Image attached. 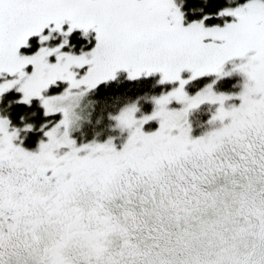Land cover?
<instances>
[{"label":"snow or ice","instance_id":"1","mask_svg":"<svg viewBox=\"0 0 264 264\" xmlns=\"http://www.w3.org/2000/svg\"><path fill=\"white\" fill-rule=\"evenodd\" d=\"M227 4L214 15L234 21L206 28L213 14L185 27L174 0H0V76L18 77L0 84V96L20 85L22 103L38 98L45 116L63 114L38 154L16 146L18 131L0 119V264H264V0ZM65 23L66 37L94 30V50L62 53L66 39L20 54L29 38L43 44L45 29ZM234 58L246 60L239 107L225 110L234 97L211 85L186 94L182 71L223 76ZM86 66L77 79L73 68ZM121 69L131 80L162 73L161 84L180 86L155 99L142 121L135 107L120 115L134 129L122 151L111 140L77 148L69 113L54 102ZM58 81L70 85L63 97L42 95ZM173 101L186 107L169 111ZM206 102L221 105L209 123L222 127L192 139L188 113ZM156 119L159 130L145 134Z\"/></svg>","mask_w":264,"mask_h":264},{"label":"trees","instance_id":"2","mask_svg":"<svg viewBox=\"0 0 264 264\" xmlns=\"http://www.w3.org/2000/svg\"><path fill=\"white\" fill-rule=\"evenodd\" d=\"M180 1L183 16L188 19L189 23L199 22L205 15L213 14V18L205 21L204 26L222 27L224 18H217L214 14L228 6L227 0ZM244 2L246 0H240V3ZM87 37L81 31L74 32L69 41L75 56L83 55L85 52L90 53L96 47L98 41ZM68 50L70 49H65L63 53ZM159 77H161L159 73H153L151 76L143 75L136 80H131L128 72L120 71L114 80L104 82L90 90L86 96L87 113L78 119L77 134L86 141L95 138L104 140L114 135L117 136L115 117L122 108L129 103L143 101L142 109L149 111L152 106L151 98L169 90L172 83L161 84ZM204 80V78H196L191 81L189 84L190 93L198 91L200 86L204 85ZM234 81V77H220L219 83L220 86L222 85V89L228 91L232 85H235ZM0 112L10 122V126L19 131L23 147H28L31 150L42 138L44 130L58 119V114L45 116V110L38 99H33L30 104L22 103L20 93L17 91H10L2 97ZM29 126H31L30 131L28 130Z\"/></svg>","mask_w":264,"mask_h":264},{"label":"rangeland","instance_id":"3","mask_svg":"<svg viewBox=\"0 0 264 264\" xmlns=\"http://www.w3.org/2000/svg\"><path fill=\"white\" fill-rule=\"evenodd\" d=\"M226 21L227 22H233L234 18L225 17L222 20V27L225 26ZM205 27L209 28L211 26L207 25ZM51 29H52V27L45 30L46 32H49L48 37H50V40L45 41L42 44V47H48L49 49L57 48L62 43H64V41L66 39L68 40L70 38L69 36L66 37L64 35V33H62V32H59V31L53 32ZM62 30L65 31V33H67L65 29H62ZM79 30H83V29H76V30H74V32L79 31ZM43 36H45V35H43ZM53 38H54V41L52 40ZM39 40H41V37L39 38ZM34 42H36V38H34ZM205 42L208 43L211 41L206 40ZM37 44L38 43L36 42L35 46H37ZM38 45H41V41H40V44H38ZM68 48L70 50H68V52H66V53L74 55L72 53L73 48H71L69 40H68V44L64 48L61 49V52L63 53L64 50L68 49ZM83 50H86V49H83ZM86 53H88V52H85L83 54H86ZM49 62L50 63H56V57L55 56L49 57ZM245 62H246V60H242L241 58H234V59L225 63V65L223 67V72L225 74H228V75L234 74V79H235V81H234L235 85H232V88H230L228 91H225L224 89H222V85L220 86V83H219L220 77L224 78L226 76H224V75L218 76L217 74L213 73V74L207 75L205 77H199V79H201V78L205 79L204 85H201L199 88V93L204 91L209 85H211L213 88V91L216 95L223 94L226 96L234 97L233 99L227 100L225 102V104H224L225 110L230 111V110H232L233 107H239L240 104L242 103V101L240 99H238V97L241 94V92L244 91V85L247 82V77L242 72H240L238 69H239V66ZM27 70L30 74L32 69H31V67H29ZM73 71L78 73L77 79L83 78V76L86 75L87 66L84 69L73 68ZM120 71L128 72V71L123 70V69L118 70V72H120ZM184 71H187V75H183V71H182L181 72V79L188 81V83L185 85L184 90L190 98H195V96L199 94L197 91L189 93L190 92V89H189L190 85L189 84L191 81L194 80V79H192L193 74L190 70H184ZM118 72L116 74H118ZM159 74L161 75V77H159V78H160V80H162L163 74L162 73H159ZM17 78L18 77H12V76H9L8 74H4V75L0 76V84L4 83L6 80H12V79H17ZM170 83H172V85L170 86L169 90H165L161 94L155 95L151 98L150 101L152 102V106H151V109L149 111H145L142 109L141 104L143 101H135V102L127 104L124 108H122L121 111H119L115 117V120H116L115 121V127L118 131L117 136L114 135V136L108 137L107 139H104V140H99V139L95 138V139H91V140L86 141L85 139L81 138V135L77 134V128H78V122H79L78 119H80L82 117V115L87 113L86 96L90 92V90H88L86 87L82 86L79 89H73L72 92L66 98L56 100L54 102V107L60 108V109H65L68 111L69 118L71 121L70 129H68L69 137H70V139L75 141V146L77 148H84L86 145H90L93 143H95V144H107L109 140H111L113 142V145L115 146L117 142L121 141L122 143H124V141L126 139H129L131 136V132L134 130V129H128L126 127L121 126L120 121L118 119L120 117V115L123 112H125L126 110L135 107L136 109H138V111H136V113H135V119H137L138 121H142L145 119V117L151 116L157 107L154 100L160 98L162 95L169 94L170 92L174 91L175 89L179 88V86H180L179 81L170 82ZM69 87H70L69 83L64 82V81H58L55 86L50 87L42 95H44L45 97L54 96V95L63 97L65 94V91ZM19 89H20V85H17L15 88L9 90L8 92H10V91L19 92L20 93V100L22 101L24 94ZM8 92H6V93H8ZM5 94L0 96V101ZM33 99H38V98H33ZM38 100L42 104V101L40 99H38ZM185 107H186V105L178 103L176 101H173L172 103H170L168 105V110L169 111H182ZM220 107H221V105L219 103L213 104V103H209V102H206V103L199 106V138H201L203 135H205L209 130H212L214 125L218 124L219 121H216V123L214 125L210 124L209 122L213 119V117L215 115H217ZM193 110L194 109H191L189 112H191ZM57 114H58V119L56 120V122L44 130L42 138L37 142V145L34 148H32V150L29 149L28 147H23L22 140L20 139V135H18V138L14 141L16 146L22 147L26 151L33 152L34 154H38L39 149H40V144L48 142V137L45 135V133L50 131L56 124H58L63 119L62 113H57ZM0 119H6L4 116H2L1 112H0ZM156 120H158V122L160 124L159 119H156ZM150 126H152V124ZM13 130L18 131L17 129L12 128L9 125V132L11 133ZM158 130H159V125L156 126L154 129H152L150 133L152 134L153 132L158 131ZM64 131H65V129L61 128L59 135H63ZM125 132H127L128 134H125ZM18 133H19V131H18ZM113 139H116V140H113ZM118 150H121V149H118ZM68 151H70V149L64 148V149L60 150L59 154L63 155ZM80 155L81 156L87 155V152H81Z\"/></svg>","mask_w":264,"mask_h":264},{"label":"flooded vegetation","instance_id":"4","mask_svg":"<svg viewBox=\"0 0 264 264\" xmlns=\"http://www.w3.org/2000/svg\"><path fill=\"white\" fill-rule=\"evenodd\" d=\"M174 3L176 4V6L181 11V6H182L181 1L180 0H174ZM190 25H191V23H189L188 19L186 17H184L183 26L188 27ZM50 27L54 28L55 25L54 24L50 25ZM69 27H70V24L69 23H65L62 26V29H65L66 32H67ZM79 31L83 32L84 36H86L85 33H84V30H79ZM45 32H43L44 34L43 33L42 34L45 35V36H48L49 32H46V33ZM59 32L65 33V31H63V30L59 31ZM73 35H74V30L72 31V33L70 35H68L70 37L68 40H71ZM87 36H88L87 38H93L94 40H97L96 39L97 33L94 30H92V29L88 30ZM38 37L39 36H34V37L29 38L28 47L21 48L20 54L21 55H28V56L37 54L38 51L40 50V48L42 47V44L38 45V44H40V41H41V40H39L40 37L39 38ZM34 38H36V42L38 43L37 46H35L36 42H34ZM52 40L54 41V38ZM29 67H31V66H29ZM26 71H28V70H26ZM183 75H187V71H183ZM231 75H233V76H231ZM230 77H234V74H230V75L226 76V78H230ZM197 92L199 93V89H198ZM187 120H188V125H190V127H191V137H192V139H199V107L194 109L193 111L189 112ZM150 123L152 124V126H150L151 125ZM224 123L227 124V123H230V121L225 120ZM158 125H159L158 120H151L148 123L143 125L142 130L145 132V134H151L150 133L151 130L154 129ZM219 127H222V124L220 123V121L218 122L217 125H214L212 130H214L215 128H219ZM212 130H209L208 132H210ZM125 134H128V133L125 132ZM113 140H116V139H113ZM127 141H128V139H126L124 141V143H122L121 141L117 142L116 145H115L116 150L117 151H122L124 146L126 145ZM118 149H121V150H118Z\"/></svg>","mask_w":264,"mask_h":264}]
</instances>
